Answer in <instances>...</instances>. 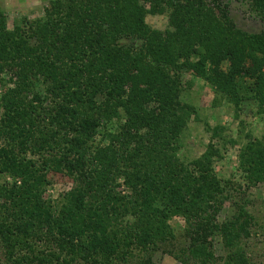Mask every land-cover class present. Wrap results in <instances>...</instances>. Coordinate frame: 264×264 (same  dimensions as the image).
Returning a JSON list of instances; mask_svg holds the SVG:
<instances>
[{
    "label": "trees",
    "instance_id": "1",
    "mask_svg": "<svg viewBox=\"0 0 264 264\" xmlns=\"http://www.w3.org/2000/svg\"><path fill=\"white\" fill-rule=\"evenodd\" d=\"M226 1L57 0L11 31L0 10V177L11 181L0 183V264H127L136 251L154 264L160 250L181 264H251L264 138L239 116L264 121V34L235 29ZM242 1L264 19V0ZM186 75L238 120L236 139L203 122L209 142L187 163L180 137L201 120L182 100ZM229 146L238 180L215 170ZM54 174L72 184L56 201L44 198Z\"/></svg>",
    "mask_w": 264,
    "mask_h": 264
},
{
    "label": "rangeland",
    "instance_id": "2",
    "mask_svg": "<svg viewBox=\"0 0 264 264\" xmlns=\"http://www.w3.org/2000/svg\"><path fill=\"white\" fill-rule=\"evenodd\" d=\"M51 1L57 0H0V10L6 18L7 29L11 31L14 24L22 19L32 21L41 18L44 15V9ZM226 2L227 16L232 21L235 29L247 35L264 34V19L251 11L249 3L242 0H228ZM146 23L153 30L163 32L167 29V17L165 16L158 17L148 15L146 17ZM182 78H184V93L182 100L198 110V118L201 120L200 122H189L186 131L180 137L179 144L181 148L178 152V157L183 162L187 163L198 158L204 152L209 142V134L204 132L203 122L206 121L211 127L221 125L227 129L225 134L228 137L236 139L238 120H234V110L226 103L219 107L212 108L211 102L213 94L209 86L201 81L191 80L189 75ZM188 83H191L190 87ZM5 86L0 85V95L5 88H9L7 84H5ZM250 113L251 111H248L247 115L240 114L239 116V119L243 121L245 133L251 131L254 137L264 138V121L253 118ZM115 126L116 123L112 122L106 130L112 129L113 131V129L115 130ZM101 133L102 130H100L99 134L101 135ZM100 135L97 136L96 141H100ZM238 149V146H229L225 152L224 159L216 163L215 170L220 178H230L232 180L239 179V174L235 171ZM50 176L44 198L56 201L60 196L70 190L72 184L61 175L54 174ZM2 182H7V184H9L11 181L3 176L0 177V183ZM119 184L121 185L122 182L120 181ZM119 191L123 194H128L123 187H121ZM249 194H251V200L253 201V206L249 208V212L256 217L257 225L256 229H253L251 237L244 243L245 249L247 250L246 258L251 260V264H264V185L253 189ZM230 214L231 207L226 205L219 214L218 219L223 220ZM170 225L176 236L181 235L184 227V222L181 219H173ZM255 231L256 234L254 235L253 232ZM180 243L183 242L180 241ZM212 245L213 256L215 258L220 259L224 256L225 251L221 246L219 238H214ZM182 248L183 246L180 249ZM178 251L179 249L176 248L175 252L178 253ZM141 257L142 254L136 251L133 258L127 264H138V259ZM151 259L154 264H181L175 261L172 256L161 252V250L155 252ZM217 264L221 263L218 262Z\"/></svg>",
    "mask_w": 264,
    "mask_h": 264
}]
</instances>
